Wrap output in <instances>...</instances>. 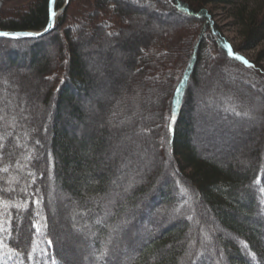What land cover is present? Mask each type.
I'll return each instance as SVG.
<instances>
[{
	"label": "trees",
	"instance_id": "16d2710c",
	"mask_svg": "<svg viewBox=\"0 0 264 264\" xmlns=\"http://www.w3.org/2000/svg\"><path fill=\"white\" fill-rule=\"evenodd\" d=\"M65 4L56 2V10ZM213 5L232 8L240 48L254 51L262 45L264 5L252 7L250 0H70L46 37L0 39L6 46L34 49L26 64L14 53L5 65L11 71L0 76V224L5 228L0 264H69L59 255L52 231L59 191L70 196L87 231L75 230L92 235L88 241L95 256L87 264H113L108 248L105 261L96 259L105 249L99 247L127 223L152 229L128 264H225L218 258L222 253L229 264H264V128L252 130L250 145L239 156L222 159L208 155L194 137L197 107L205 116L214 111L238 124L256 118L237 105L236 86L227 93L222 82L220 93L196 96L207 70L212 74L231 64L242 70L231 75L236 80L241 72L254 75L257 86L240 85L246 100L264 87V71L235 58L209 10ZM49 19L50 0H34L13 13L0 10V31L40 32ZM117 52L122 58H115ZM93 56L97 60L91 61ZM263 61L264 50L258 55ZM115 62L124 67L121 75ZM20 65L29 74L12 72ZM221 95L236 96L235 101L221 105ZM126 136L140 151L131 165L143 173L113 208L103 197L125 172L120 166L128 162L119 148ZM156 194L159 219L174 220L162 230L153 227V216L136 217Z\"/></svg>",
	"mask_w": 264,
	"mask_h": 264
},
{
	"label": "rangeland",
	"instance_id": "374dc122",
	"mask_svg": "<svg viewBox=\"0 0 264 264\" xmlns=\"http://www.w3.org/2000/svg\"><path fill=\"white\" fill-rule=\"evenodd\" d=\"M33 1L34 0H0V10L4 11V13L6 12L13 13V11L21 10L22 8H24L26 5H28ZM61 1L62 0H57V3ZM250 3L252 7L254 6L256 7L258 5L261 6L264 5V0H250ZM209 10L211 11L213 18L215 19L217 26L221 29L227 40L230 42V45L235 50L236 54L239 57H243L249 63H255L259 68L262 69V71H264V61L260 63L258 62V55L262 50H264V42L254 51H244L242 48H240L242 42L241 30L237 25V20H235L232 8L222 5H213L209 7ZM177 22H179V24L185 25V22L182 21L181 22L177 21ZM49 48H50V44H47V49L49 50ZM16 52L19 53L18 55L20 59H22L21 61H25V64L29 61L30 62L32 61V55H33L32 53L34 52V49H31L28 44H24V46L20 45L18 48H13L9 45L6 46V44H0V61L3 65V66L1 65L0 67V76L1 74L11 71L12 68L5 67V65H8L7 63L10 64L12 62L11 60L13 59L14 53ZM115 56L116 59L122 58V55L119 52H117ZM97 58L98 56H93L91 61L93 59L97 60ZM116 59L115 61H118ZM20 66L18 68L17 67L13 68L14 70H12V72H16L17 74L25 76V74L28 72L25 68ZM112 66L116 71L119 72L120 75L123 73L124 67L120 63L115 62V65L112 64ZM211 69L214 70L213 67H210V70ZM237 69L241 70L240 68L229 64V65H224L223 68H221V71L219 68L215 69L214 71H211L212 74H210L209 70H207L206 73L209 75L200 76V80L202 82L200 83L201 89L199 90L197 89L196 91V96L201 97L207 95L208 93L212 94V92L219 91L220 93L222 89L220 88L221 84L219 83L222 82L225 85H228L227 89H225V91H228L227 93H231L232 92L231 88L233 89V87L236 86L239 88L237 89V91H239L238 92L239 98L236 101L237 105L240 106L239 108L245 111L250 109L251 113H253L254 115L256 114V116L251 118L253 119L256 117L255 119L250 120L249 122L238 124V122L235 123V120L223 121L222 119H219L213 114L214 111L213 112L208 111L207 114L209 117L205 116L203 115L204 112L201 111L200 107L196 108V112L199 115L198 117L195 118L196 124L194 123V126L197 127L198 134L196 133L194 137L195 139L197 138L199 141H201L200 144H203L205 146L204 149L208 151V152L206 151L208 155L209 154L213 156L215 155L216 158H221L220 156L227 154H231V156L233 155L239 156L240 152H242L245 148L249 147L250 145L249 141L251 138L252 130L254 129L255 131H257L258 128L261 127L264 128L263 124L261 123V120L264 115V87L261 88L259 92L258 91L255 92L256 89L252 90L254 97H247L246 100L244 97L246 94L241 93L240 85L242 84L243 87H246V84L247 85L252 84L257 86L256 79L254 75L253 76L243 75L241 72L242 77L239 80H236L235 77L231 75L233 74L238 75L239 71L237 73ZM222 72L225 75L224 77ZM98 74L100 76L103 75V73L101 72H98ZM231 77H234V79ZM31 83L33 84L31 89L35 90L36 85H34L33 82ZM205 87H210V89L209 88L205 89ZM191 88L193 89L192 91L194 92L196 86H192ZM107 90L108 88L105 91L107 92ZM221 96L223 98L219 102H221L220 104L224 106H226L228 102H234L235 100L233 101V99L236 97L232 95H228L225 97L223 95ZM28 111H32V109H30L29 107ZM210 116L212 117L210 118ZM202 120H204L202 123L203 126L201 125ZM129 140L130 139L126 136L125 145H122L121 148H119V153H122L121 158L127 160L128 162L120 166V170L125 172L124 174H121L119 176L118 181H116L109 188H107L108 190L107 194L103 197L105 199V202L109 203L113 208L117 207L115 205L117 204L118 201H120L122 198H125V195L127 193L125 189H129V187H131L135 182H139L138 180L141 179L140 175L143 173L141 168L139 170L138 169L136 170L133 164L131 165L133 159L139 157L140 151H139V147H135L133 146V144H130ZM149 160H150L149 162L150 164L151 159ZM128 167H132L130 168V170H132L133 172L131 176V183L129 181L130 173L128 171L129 170ZM127 175L129 178H127L126 180ZM135 176L136 178H133ZM55 196L57 198L56 199L57 207L55 209L52 207L51 213H53L54 215L53 217L54 223L52 224V231L54 234L53 235L54 239L56 241L57 251L61 256V258H63V260H65V262L67 261L69 264H87L86 261L89 260L91 256L93 257L95 256V253L93 251L94 247L90 245L88 241V240L92 241L91 240L92 235L88 234V236L83 237L84 235H81L79 231L75 230L76 228L79 227L80 230H86L85 229L86 227L82 229L81 223L78 221V218L76 219L77 216L72 207L74 202H72L70 196L62 191L57 192ZM157 196L158 195L156 194L155 197L153 196L152 200H150L153 201V203L152 202L148 203V201L145 203L143 202L145 205H143L142 208L138 210V213H136V217L139 219L140 217H142L141 215H146L148 217L151 215L153 217L150 216L151 217L150 222L152 223L153 227L155 225V228L162 230L165 229L167 225L171 224L172 221L174 220L172 218L169 219L168 217L165 219L164 218L159 219L161 215L162 206L160 207L159 202L155 200ZM144 210L146 211L143 214L142 212ZM132 211L129 210L127 215H129ZM209 218L210 216H208V219ZM142 219L145 218L142 217ZM74 220H75V224H74ZM125 221H123V223ZM127 222L128 221H126V223ZM126 225H128V223L122 225L120 224L118 227L114 228L112 235L110 236L111 237L110 241L106 243L107 245H102L101 247H99V250H102L103 248H108L110 252L113 251V256L110 258V261L113 264H128L131 258H133L136 254L139 255L140 253L139 251L141 250L142 246L146 244L148 237H150L149 233L151 232L152 229L151 227H149V225L146 226L145 229L143 228L142 230L138 229L133 225L131 227H127ZM35 228L37 229V231H40L39 222L35 224ZM263 232H264V226H263ZM225 235L228 238H231L230 235L228 234ZM49 243H51V241ZM209 251L211 255L214 254L213 247H210ZM241 251H243V249H241ZM218 256H220L218 257L220 261L224 262L225 264H229L228 260L225 259V255H223V253Z\"/></svg>",
	"mask_w": 264,
	"mask_h": 264
},
{
	"label": "water",
	"instance_id": "95a60500",
	"mask_svg": "<svg viewBox=\"0 0 264 264\" xmlns=\"http://www.w3.org/2000/svg\"><path fill=\"white\" fill-rule=\"evenodd\" d=\"M56 2H57V0H50V19H49L47 27L44 30H42L40 32L0 31V33H9V34H11L9 36H0V39L15 40V41H17V40H28V39H40V38H43L44 36H47V35L51 34L54 31V29H55L57 18L69 6L70 0H66V4H65L64 8L62 10H60V11L56 10ZM53 13H55L54 16H53ZM22 33H32L33 35L32 36L20 35V36H18V38H14V37H16V34H22Z\"/></svg>",
	"mask_w": 264,
	"mask_h": 264
},
{
	"label": "snow or ice",
	"instance_id": "6c2138e0",
	"mask_svg": "<svg viewBox=\"0 0 264 264\" xmlns=\"http://www.w3.org/2000/svg\"><path fill=\"white\" fill-rule=\"evenodd\" d=\"M54 15H55V13H53V16H54ZM9 35H11V34H9V33H0V36H9ZM20 35H24V36H32L33 34H32V33L16 34V37H14V38H18V36H20ZM110 35H111V33H110ZM229 54H230V55H234V54L232 53L231 48H229ZM235 58H236L237 60L242 61V62H243L245 65H247L248 67H252V65L249 64V62H248L247 60H245L243 57L235 56ZM177 93H178V94L180 93V88H177ZM176 103L178 104V103H179V100H177ZM0 119H3V117L0 116ZM3 141H4V137H3V135H0V149H2L3 146H4ZM0 158H2V157H0ZM2 171L7 172V171H8V168L5 167V168L2 169ZM29 175H31V173H29ZM260 191H261V192H264V188H261ZM182 192H186V190L182 189ZM97 222L99 223V221H97ZM0 231H5V228H4L3 224H0ZM2 244H3V241H0V245H2ZM245 247H246V245H245ZM107 256H108V250H107V248H105L103 251L100 252V254L96 257V259H97L98 261H105V258H106ZM253 258H255V257H254V254H253Z\"/></svg>",
	"mask_w": 264,
	"mask_h": 264
}]
</instances>
